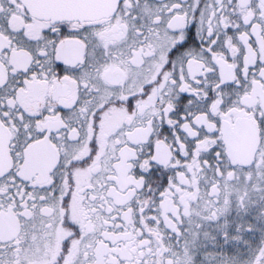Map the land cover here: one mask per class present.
I'll return each instance as SVG.
<instances>
[{
  "label": "snow or ice",
  "instance_id": "6c2138e0",
  "mask_svg": "<svg viewBox=\"0 0 264 264\" xmlns=\"http://www.w3.org/2000/svg\"><path fill=\"white\" fill-rule=\"evenodd\" d=\"M0 264H264V0H0Z\"/></svg>",
  "mask_w": 264,
  "mask_h": 264
}]
</instances>
